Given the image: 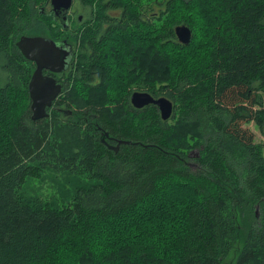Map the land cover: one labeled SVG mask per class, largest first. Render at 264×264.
I'll use <instances>...</instances> for the list:
<instances>
[{
	"label": "trees",
	"instance_id": "16d2710c",
	"mask_svg": "<svg viewBox=\"0 0 264 264\" xmlns=\"http://www.w3.org/2000/svg\"><path fill=\"white\" fill-rule=\"evenodd\" d=\"M252 1L248 13L244 0H173L151 31L135 3L110 0L120 18L97 3L92 28L76 20L73 116L47 124L30 116L16 41L60 24L46 0H0V264H264V144L244 126L264 135V0ZM219 26L215 61L205 38ZM135 91L169 99L171 117L135 107ZM44 168L69 183L58 200L26 190Z\"/></svg>",
	"mask_w": 264,
	"mask_h": 264
},
{
	"label": "flooded vegetation",
	"instance_id": "af4514ba",
	"mask_svg": "<svg viewBox=\"0 0 264 264\" xmlns=\"http://www.w3.org/2000/svg\"><path fill=\"white\" fill-rule=\"evenodd\" d=\"M109 1L110 0H89V16L86 15L84 18L78 16L77 19L79 21L80 20L89 21L88 22L89 29L92 28L94 20L96 19L95 5L97 3H104L105 7L108 10L106 11V13L110 18L111 17L120 18L121 13L123 12L122 8L118 6L117 8L109 10L110 9ZM125 1L135 3L137 7V13L139 15V19L143 22V25H145V26L142 25L143 27H148L151 23L154 24V22L156 23V20L159 17V15L167 14L173 2V0H120L121 4H124ZM46 6L49 8V12L53 13L54 17L59 20L58 22H60V30L58 35L55 36L54 39L53 38L51 39L57 42V44L61 48L60 50L61 56H64L65 59L67 60L65 67L59 72H50L48 70L42 71V74L44 76L51 77L53 79L56 88V95L51 100L50 105H45L44 116L35 119L32 118V111L30 108L31 101L29 99L30 116L33 119V121L41 119V120H45L46 123L48 124L53 122L52 120L53 111L57 113L59 120L67 121L69 118L73 116V110H75L74 106L69 103L67 98L75 82L80 81V76L75 71V66L77 62H79V58H80L79 50L75 40L80 41V38H74V35L77 33L78 23L76 22V18L74 20V18L72 17H74L78 13L79 9L82 7V4L80 0H71L70 8L65 12H61L58 9L54 10L52 8L50 0H46L45 7ZM124 20H126V18H124ZM141 27H139L138 30L141 29ZM151 28L152 27H148V30L151 31ZM82 32L83 30H81L79 33L81 34ZM139 33L140 35L142 34L141 32ZM176 38H178L177 35ZM34 70H35V64L32 62V70L29 81L31 79ZM93 79H95V81H98V78L96 76H93ZM100 140L103 143H105L107 147L113 149L114 151L118 150V147L121 144L119 140L111 136L108 132L104 134L102 132L100 135Z\"/></svg>",
	"mask_w": 264,
	"mask_h": 264
},
{
	"label": "water",
	"instance_id": "95a60500",
	"mask_svg": "<svg viewBox=\"0 0 264 264\" xmlns=\"http://www.w3.org/2000/svg\"><path fill=\"white\" fill-rule=\"evenodd\" d=\"M50 3L54 10L58 9L61 12H65L71 6V0H50ZM175 32L182 43L189 42L191 37L189 27L185 25L176 26ZM16 46L27 60L35 64V70L28 83L30 108L32 118L35 119L45 115V105H50L51 100L56 95L55 82L51 77L44 76L42 71L59 72L65 67L67 60L64 56H61V48L57 42L41 35H22L16 41ZM130 100L138 108L146 104L155 105L164 120L171 117L173 105L165 97L153 98L147 92L135 91L132 93Z\"/></svg>",
	"mask_w": 264,
	"mask_h": 264
},
{
	"label": "rangeland",
	"instance_id": "374dc122",
	"mask_svg": "<svg viewBox=\"0 0 264 264\" xmlns=\"http://www.w3.org/2000/svg\"><path fill=\"white\" fill-rule=\"evenodd\" d=\"M39 8H41V10H43V11L45 10L46 12H49V8L47 6L45 7V4H43V5L41 4L39 6ZM241 10H243L244 12H248V13L255 12V8L253 6V1L252 0H244V3L242 4ZM159 14H160V12H159ZM78 16H81L82 18H84L86 16L85 9H83L81 7L79 9L78 13L72 18H74V20L76 18V20H77ZM231 18H232V16H231ZM59 24H60V22H59ZM154 24H155V22H154ZM45 35H47V34H45ZM45 35H41V36H45ZM222 35H224L223 41H221ZM27 36H36V35H27ZM214 38L216 40V44L214 45V47H212V39H214ZM208 39H210V44L208 46L209 54L212 57V59L216 61L217 56L215 57V50L217 49V47L220 44L226 42L224 28H220V26H219L215 30V32H213L211 35H208L207 38H205V40H208ZM244 126L254 133V135H255L254 140L256 142H262L264 144V135L257 129V127L254 125L253 122H249V123L245 124ZM189 163L192 166V168L194 169L195 168L194 162L190 161ZM72 180H73V177L70 178V184H72ZM25 183L27 184L26 190L28 192H30L32 194H38V195H40L46 199L47 198H54V199L58 200L61 198V193L64 190H69V183L65 179L61 178L57 173L53 172L51 169H48V168H44L43 171L39 174V177L33 176L30 179H28ZM255 211H256V215H258V207H256ZM232 260H233V256L230 255L226 261H228L230 263V262H232ZM228 262H226V263H228Z\"/></svg>",
	"mask_w": 264,
	"mask_h": 264
}]
</instances>
